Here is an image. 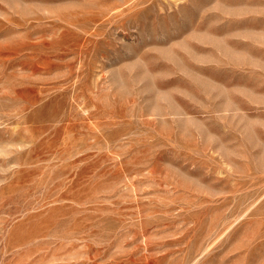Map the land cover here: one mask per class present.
Listing matches in <instances>:
<instances>
[{"label": "rangeland", "instance_id": "obj_1", "mask_svg": "<svg viewBox=\"0 0 264 264\" xmlns=\"http://www.w3.org/2000/svg\"><path fill=\"white\" fill-rule=\"evenodd\" d=\"M0 264H264V0H0Z\"/></svg>", "mask_w": 264, "mask_h": 264}]
</instances>
